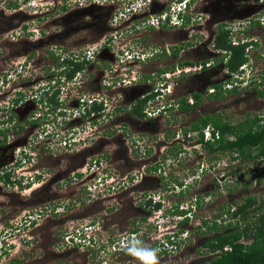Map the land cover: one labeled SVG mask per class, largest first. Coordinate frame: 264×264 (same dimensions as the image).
Here are the masks:
<instances>
[{
    "label": "rangeland",
    "instance_id": "374dc122",
    "mask_svg": "<svg viewBox=\"0 0 264 264\" xmlns=\"http://www.w3.org/2000/svg\"><path fill=\"white\" fill-rule=\"evenodd\" d=\"M23 3L0 0V128H6L0 170L17 159L14 175L35 183L12 190L0 182V264H137L126 253L132 239L157 248L159 264H200L207 259L200 252L204 238L213 232L204 233L199 224L225 219L222 230L227 209L249 195L255 199L251 217L264 203V176L254 159L207 152L196 133L184 135L173 124L172 110H162L173 94L172 71L180 73L183 63L178 60L175 68L177 60L166 49L169 43L203 41L205 47L195 46L182 59L199 65L195 60L213 57L212 37L225 25L234 41H247L249 48L248 65L233 78L238 92L224 90L229 76L221 62L206 71L187 68L194 71L187 83L205 93L221 83L222 100L209 108L231 123L264 116V97L254 90L263 87L256 79H264V0H192L188 9L179 0ZM167 9L172 21L181 10L190 22L161 27L156 19ZM105 51L112 61L101 55ZM65 53L96 61L73 81H63L58 63ZM59 85L58 105L44 107L41 97ZM19 92L24 98L14 102ZM147 92L156 94L146 104L151 116L113 110L118 103L127 110ZM93 97L103 98L105 109L79 116L86 107L82 100ZM208 103L205 96L203 105ZM8 111L14 114L10 121ZM147 194L162 203L153 213L139 206Z\"/></svg>",
    "mask_w": 264,
    "mask_h": 264
},
{
    "label": "trees",
    "instance_id": "16d2710c",
    "mask_svg": "<svg viewBox=\"0 0 264 264\" xmlns=\"http://www.w3.org/2000/svg\"><path fill=\"white\" fill-rule=\"evenodd\" d=\"M179 2H184L185 8L188 9L192 0H179ZM65 9L66 7L63 5L62 10ZM165 12L167 13L165 18L162 19L159 17L157 20L158 25H161L162 27L169 23L171 19L170 10L167 9ZM177 17L179 18V22L177 24L183 27L190 22L191 18L188 14H182L181 11L177 13ZM213 41L215 50L225 51L224 54L226 56V61L224 63V67L230 73L242 72L240 67H245L249 63V57L246 53L248 45L246 43L247 41L232 44L230 31L225 25H220L218 27ZM88 63L89 61L84 55L65 53L59 57L58 65L62 68L61 74L63 75V81H73L77 74L82 72ZM187 64L194 66L197 63L190 62ZM256 81L259 86L263 87L260 89L254 87V90H256L255 93L259 97H264V79L262 78L260 81L256 79ZM114 83V81H111V84ZM218 87L220 86L218 85ZM218 90L221 91L219 88ZM228 91L238 92V87L234 85ZM58 92L59 89H56L53 94L41 97L40 102H44V107H56L58 105ZM218 93L215 95L217 96ZM40 94L42 95V93ZM18 95H20V97L14 100L15 102L24 98L21 92H19ZM155 95V93H151L138 99L136 103L131 105L129 113L139 119L144 118L146 116L145 106L148 100L153 98ZM191 98L198 99L199 96L197 93H194ZM103 100L104 99L102 98V101L99 102L96 99L91 102H87L83 99L82 102H85L86 108L81 116H89L94 111H102L104 109ZM179 102V107L182 109L190 110L193 108V106L188 104L185 99H180ZM13 118L14 116L10 115L8 121ZM208 124L211 127V139L205 140L202 129ZM191 130L197 131V142H200L201 147H203L207 152H229L232 158L254 159L256 164H259V177L261 178L264 176V116H260L258 114H254L252 116L246 115L243 120L237 123H231L229 120L224 119L221 114L218 116L207 115L204 118H201L200 122L198 121L194 123ZM5 132V127L0 128V133L4 134V139L0 138V144L5 142ZM184 133L186 134L187 131ZM178 151H180V147L174 152V157L178 155ZM29 159L30 157H27V160ZM19 166L20 161L16 159L14 162L2 167V170H0V182H3L5 188H11L13 190L14 187H18L24 189L25 187L28 188L30 184L33 183V181H31L28 177L24 180L23 178H18L14 175ZM153 168V170H155L157 167L153 166ZM237 176L239 178L243 177L241 173L237 174ZM40 178L41 174H36L34 175L33 180L39 181ZM130 180L133 179L130 178ZM175 182L178 186L183 188L184 185L182 181ZM143 197L146 198L145 200H140L139 206L144 207L148 212L153 213L162 207L161 201L153 199L152 195L147 194ZM254 202V197L249 195L244 198L242 203L235 204L232 209L228 208L226 211L228 220L224 223L225 225L222 226V230L219 229V223L224 222L225 219L204 220L202 225L199 224L201 228L207 229L204 233L213 232L207 235L206 240L202 244V250L200 252H202L207 259L200 262V264H264V203L257 209H254L251 213V217H249V208ZM192 204L194 206L199 204L198 196H194ZM177 206L178 205H175L171 208L177 209ZM185 213L186 211H180L178 214L183 215ZM145 218L146 217L141 218V221H144ZM132 232L134 234L137 232V229L134 228ZM168 242L174 245V242L170 240H168ZM13 261L15 264H21L19 259H13Z\"/></svg>",
    "mask_w": 264,
    "mask_h": 264
},
{
    "label": "flooded vegetation",
    "instance_id": "af4514ba",
    "mask_svg": "<svg viewBox=\"0 0 264 264\" xmlns=\"http://www.w3.org/2000/svg\"><path fill=\"white\" fill-rule=\"evenodd\" d=\"M27 0H23L24 3H26ZM67 2V1H66ZM23 3V4H24ZM69 3V2H68ZM66 7V9L64 10L65 12L67 11V5H64ZM54 7H59V10H62V7L63 5H55ZM170 23V22H169ZM167 23V24H169ZM174 23H171L169 25V27H175L173 25ZM221 24H219L218 26H220ZM161 26V25H160ZM181 26V25H180ZM162 27V26H161ZM130 28V27H129ZM218 28L215 30V33L217 32ZM127 31V30H126ZM8 36V35H6ZM123 36H127V34H123ZM214 36L215 34L213 35L212 39L214 40ZM13 37V36H12ZM8 39V37H7ZM184 42H187V43H183L181 44V46H177L178 44H170L169 43V46L168 48L166 49V51H168L171 55V57L176 61V64H175V68H177V64L178 63V60H180L181 62V65H179V69H180V73H177L176 70L172 71L174 74L173 75H177V77L175 78L174 80V83H173V88L171 87V92H173V94L170 95V98H169V102H166L165 105L162 110L165 111V112H169V110H172L173 111V116L175 117V119L172 121L173 124H177L179 123L178 127H180L183 131V133L185 131H187L186 134H189V133H196L197 134V131L196 130H191L192 129V125L196 122H200V119L201 118H204L205 116L207 115H219L220 114V110L214 108V109H210L209 108V104L211 103H214L215 105L220 102L222 99L220 98L223 94V91H222V85H220L221 83L217 84V83H212L209 91L207 93H205L204 91H202L203 87H198V86H195V85H191L187 82H190L189 81V75H191L194 71H185L183 67L187 68L189 67L191 64H187V63H190V62H194L193 60H188V61H183L182 59L184 58H187L189 59L190 57V53L193 52L192 49L196 46V47H205V43L202 41L200 43H189V41H184ZM213 43V47L210 48V52H213L214 55L213 57H209L207 58L205 55V57L201 60H195L197 62H200L201 63V67L199 68L200 70L202 71H206V69H209L208 67L212 66L213 64L212 63H218V62H221L223 64V68L224 67V63L226 61V56L224 54L225 51H219V50H215L214 49V41L212 42ZM255 44L253 41H251L249 43V45L252 47V45ZM147 45V44H146ZM171 48V49H170ZM249 49V48H248ZM247 49V50H248ZM194 50V49H193ZM165 51V52H166ZM175 51V53H174ZM207 52V51H206ZM105 54H101L103 56H105L106 60L108 61H112V56L108 55V53L105 51L104 52ZM209 53V52H207ZM74 54V53H72ZM75 55V54H74ZM78 55H83V54H78ZM60 57V56H59ZM88 65L87 66H90L92 67L93 66V63H95L96 60H91L89 57H88ZM113 63V62H112ZM183 64V65H182ZM187 64V65H185ZM212 64V65H211ZM181 66H183L181 68ZM88 67V68H90ZM95 68V67H94ZM228 76H229V79L227 80L226 84L228 87H225V91H228L229 89H231L233 86H234V82H233V78L234 77V73H230L226 68H225ZM197 73V72H196ZM194 73V74H196ZM193 75V74H192ZM202 76V75H201ZM130 83H132V81L130 80L129 81ZM87 85L89 86V82L87 83ZM218 85L220 87H218ZM200 86V85H199ZM165 87H166V84H165ZM221 89V91L218 90V88ZM175 91V92H174ZM219 91V93H218ZM194 93H197L199 98L196 99V98H191L193 96ZM218 95L216 96L215 94ZM148 94H151L150 92H147L145 94H142L140 97H136V98H133L132 101H130L127 105V110L124 109V106L121 104V103H118L114 106L113 110H122L123 112H127L128 115L134 117L133 115H131L129 113V109L131 107L132 104L136 103V101L142 97H145L147 96ZM205 96L207 97V100H208V106L206 107V105H203V101H204V98ZM18 99V98H17ZM180 99H185L187 101L188 104L192 105L193 108H191L190 110H185V109H182L179 107V101ZM16 100V99H14ZM15 102V101H14ZM107 103V102H106ZM211 106V105H210ZM148 108V106H145V109ZM208 108V109H207ZM8 113L12 116H14V114H12L11 111H8ZM125 114V113H124ZM151 116V115H150ZM147 117V115L145 116ZM151 118V117H149ZM152 119V118H151ZM181 120L183 122H181ZM211 129L210 125H206L202 131L204 132L206 129ZM184 133V135H186ZM198 136V134H197ZM204 139H209V138H205L204 136ZM199 144L201 145V143L199 142ZM131 178V177H130ZM130 180V179H129ZM141 180H139L140 182ZM206 220V219H204ZM141 221V220H140ZM206 230V229H205ZM207 238V235L206 237L204 238V241L206 240ZM203 241V242H204ZM206 257V256H205Z\"/></svg>",
    "mask_w": 264,
    "mask_h": 264
},
{
    "label": "clouds",
    "instance_id": "9594fccd",
    "mask_svg": "<svg viewBox=\"0 0 264 264\" xmlns=\"http://www.w3.org/2000/svg\"><path fill=\"white\" fill-rule=\"evenodd\" d=\"M184 9H186V8H184ZM246 66L242 67L241 69L244 70L246 68ZM206 130H208L210 132V130L208 128ZM209 139H211V134H210ZM33 183H35V182H33ZM30 186H32V185H30ZM158 251L159 250L157 248L149 247L146 244H144L143 241H141L139 239L130 240L128 243V246L126 248L127 255L130 256L131 258H133V260L135 262H137V264H159Z\"/></svg>",
    "mask_w": 264,
    "mask_h": 264
},
{
    "label": "built area",
    "instance_id": "2783aa9c",
    "mask_svg": "<svg viewBox=\"0 0 264 264\" xmlns=\"http://www.w3.org/2000/svg\"><path fill=\"white\" fill-rule=\"evenodd\" d=\"M179 3H181V4L184 6V8H185V4H184V2H179ZM169 10H170V9H169ZM179 11H181V10H179ZM177 13H178V12H177ZM166 15H167V13H166L165 11L162 12V13H160V16H158L157 19H156V23L158 24V21H157V20L159 19V17H161L162 19H164ZM175 18L177 19V23H178V22H179V18L177 17V14L175 15ZM170 22H172V23H174V24H177L176 21H172V19H170ZM237 43H238L237 41H234V40L232 39V44H237ZM83 55L86 57V59H88V56H87V55H85V54H83ZM182 67H183V66H182ZM182 67H181V68H182ZM196 67H199V68H200V67H201V64H199V65L196 64V65H194V66H189V67H187V68L190 69V68H196ZM242 67H243V66H241L240 68H242ZM183 68H184V70L186 71L187 68H185V67H183ZM178 70H180V69L178 68ZM234 76H236L235 73H234ZM109 82H111V81H109ZM114 82H115V81H114ZM109 85H111V83H110ZM162 86L165 88V85H164V84H163ZM59 88H60V85H59V87H56V89H59ZM56 89H55V90H56ZM55 90H54L53 92H55ZM53 92H51V93H47V95H48V94L51 95V94H53ZM41 93H42V92H41ZM37 96H38V94H37ZM94 99H96L98 102H99V101H102V98H101V99H97V98H94V97H93V98H91V99L89 100V102H91V101L94 100ZM104 101H105V100H104ZM148 101H149V100H148ZM105 102H106V101H105ZM105 102L103 103V105H104V109H105V106L107 105ZM84 109H85V108H84ZM84 109H82V108L79 109V111H78V112H79V113H78L79 116H81L82 113H83V111H85ZM104 109H103V110H104ZM103 110H102V111H103ZM102 111H100L99 113H101ZM145 111H146V114L151 115V113H150V111L148 110V108H146ZM204 134H205V135H204L205 138H210V132H209L208 130L204 131Z\"/></svg>",
    "mask_w": 264,
    "mask_h": 264
}]
</instances>
